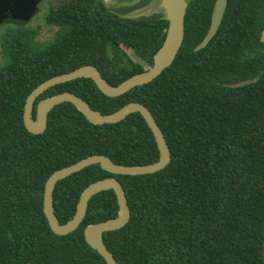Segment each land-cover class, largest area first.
I'll list each match as a JSON object with an SVG mask.
<instances>
[{
	"label": "trees",
	"instance_id": "16d2710c",
	"mask_svg": "<svg viewBox=\"0 0 264 264\" xmlns=\"http://www.w3.org/2000/svg\"><path fill=\"white\" fill-rule=\"evenodd\" d=\"M189 0L185 37L173 64L153 81L119 96L92 78L50 87L38 100L70 91L104 114L144 103L171 151L166 168L113 174L92 164L60 180L54 194L62 223L73 218L82 191L117 177L131 218L104 233L119 264H264V0H229L222 28L200 50L211 6ZM46 21L54 38L35 30L10 33L0 63V264H108L86 240L88 225L118 214L113 189L94 195L80 226L52 230L44 188L56 170L92 154L120 164L160 158L155 135L140 112L116 123L94 124L71 102L56 105L41 134L24 122L28 95L43 81L86 64L119 84L146 70L163 47L165 11L128 17L105 0H65ZM133 53V54H132ZM134 55V56H133Z\"/></svg>",
	"mask_w": 264,
	"mask_h": 264
},
{
	"label": "water",
	"instance_id": "95a60500",
	"mask_svg": "<svg viewBox=\"0 0 264 264\" xmlns=\"http://www.w3.org/2000/svg\"><path fill=\"white\" fill-rule=\"evenodd\" d=\"M1 1L2 0H0V5ZM105 1L109 5L111 4L107 0ZM188 2V0H165V8L169 22L168 27L166 28V38L163 47L154 56V64L150 68L134 74L119 84H112L103 77L100 69L96 65L86 64L72 71L56 75L43 81L28 95L26 100L24 112L25 125L30 132L35 134H41L46 130L50 111L56 105L66 101L73 103L88 118V120L94 124L120 122L128 115L134 112H140L152 129L160 150V158L157 161L147 164L127 165L116 163L106 154L96 153L56 170L51 174L46 183L44 211L52 230L61 235L69 234L80 226L86 216L89 201L94 195L104 190L113 189L115 191L119 203L118 214L107 220L92 223L85 229L87 242L106 259L108 264L119 263L113 252L107 247L104 241V233L124 227L131 218V208L121 181L115 176H109L90 183L80 196L74 217L69 219L66 223H62L55 212V186L59 180L96 163L101 164L105 170H108L113 174L139 175L160 171L166 168L171 161V151L165 134L157 123L152 111L140 101L129 102L115 112L104 114L100 110L93 108L83 97L74 92L65 91L41 99L38 103L37 117L34 118L33 110L35 102L37 98L50 87L82 77L92 78L98 85L99 89L109 96L122 95L138 85L153 81L161 75L166 68L173 64L183 44ZM38 3L39 0H32L25 3L26 5L24 7L19 6L21 8L23 7L21 11H26V16H23L25 20L30 19L33 14L36 13ZM227 5L228 0H216L210 29L202 42L195 47L196 51L206 47L216 35L222 23ZM10 10L11 12H15L14 9ZM0 17L5 19L8 16L3 14L0 15ZM261 41L264 42V29L261 34Z\"/></svg>",
	"mask_w": 264,
	"mask_h": 264
},
{
	"label": "rangeland",
	"instance_id": "374dc122",
	"mask_svg": "<svg viewBox=\"0 0 264 264\" xmlns=\"http://www.w3.org/2000/svg\"><path fill=\"white\" fill-rule=\"evenodd\" d=\"M107 1L111 3V6L114 7H117L121 4L120 2H113V0ZM59 3L60 0H43V3L40 5L38 14L35 15L26 26H19L15 23H2L0 25V63H4L6 59V56L4 55V48L8 37L6 38L5 36H8L12 32L21 30H35L37 32V40L39 42H48L54 38L59 27L57 25L48 24L46 21V15L50 7L57 6ZM147 8L151 13L165 11V0H154L150 5H147L146 8L141 11L126 13V11L120 7L115 8V10L121 14L126 13V16L137 17L145 15L147 13ZM137 59L145 66V68L150 67V65L141 58Z\"/></svg>",
	"mask_w": 264,
	"mask_h": 264
},
{
	"label": "flooded vegetation",
	"instance_id": "af4514ba",
	"mask_svg": "<svg viewBox=\"0 0 264 264\" xmlns=\"http://www.w3.org/2000/svg\"><path fill=\"white\" fill-rule=\"evenodd\" d=\"M30 1H32V0H2L1 1V5H0V15H3V14H5L6 16H8V17H6L5 19H3V18H1L0 17V25L2 24V23H15V24H17V25H19V26H26L31 20H32V18L35 16V15H37L38 14V12H39V8H40V5L43 3V0H39V3H38V9H37V11H36V13L35 14H33V16L30 18V19H28V20H25V18H23V16H26L25 14H26V11H21V9L26 5L25 3H27V2H30ZM63 1H65V0H60V3L61 2H63ZM114 1H116V3L117 2H120L121 4L119 5V6H117V7H120V8H122V9H124L125 11H126V13L128 12H136V11H141V10H143V9H145L146 8V6L147 5H150L154 0H113V2ZM189 1V0H188ZM196 2L195 3H199V0H195ZM59 3V4H60ZM189 3V2H188ZM204 3H205V7H204V9H205V11H208L209 9H210V6H211V22H212V14H213V10H214V6H215V3H216V0H204ZM58 4V5H59ZM228 4H229V0H228ZM109 5V4H108ZM19 6H23L22 8L21 7H19ZM52 7H55V6H52ZM117 7H114V6H112V8H113V11H115L116 13H118V14H121V13H119L118 11H116L115 10V8H117ZM51 8V7H50ZM50 8H49V11H50ZM227 8H228V5H227ZM10 9H14L15 10V12H13V13H15V14H13L12 12H11V10ZM119 9V8H118ZM147 10V13L145 14V15H141V16H147V15H151V14H153V13H155V12H153V13H151L150 12V10L147 8L146 9ZM49 11H48V13H49ZM166 11V10H165ZM16 12H18V13H16ZM226 12H227V9H226V11H225V14H226ZM47 13V14H48ZM126 13L125 14H121V15H123V16H126ZM225 14H224V17H225ZM141 16H137V17H141ZM46 17H47V15H46ZM128 17H131V16H128ZM224 17H223V20H224ZM135 18V17H134ZM1 19H3V20H1ZM223 20H222V23H221V25H220V27H219V29H218V31H217V33L221 30V28H222V24H223ZM211 22H210V24H209V26H208V28H207V31H206V33H205V36H206V34L208 33V31H209V29H210V26H211ZM59 27V26H58ZM264 29V28H263ZM263 29H262V31H263ZM165 31H166V29H165ZM262 31H261V33H260V40H261V34H262ZM216 33V34H217ZM204 36V37H205ZM215 37V36H214ZM213 37V38H214ZM166 38V37H165ZM212 38V39H213ZM204 39V38H203ZM211 39V40H212ZM202 42V41H201ZM211 42V41H210ZM209 42V43H210ZM208 43V44H209ZM133 54V53H132ZM156 55V54H155ZM154 55V56H155ZM134 56V55H133ZM151 67V66H150ZM149 67V68H150ZM146 69H148V68H146ZM58 94V93H57ZM55 95V94H54ZM52 96V95H51ZM48 97V96H47ZM39 98V97H38ZM38 98H37V100H36V102H35V106H34V110H33V116H34V118H36L37 117V108H38V103L40 102V100H38ZM45 98V97H44ZM43 99V98H42ZM26 105V104H25ZM25 112V111H24ZM51 112V111H50ZM49 119V118H48ZM25 122V121H24ZM48 180V179H47ZM60 181V180H59ZM58 181V182H59ZM58 182H57V184H58ZM46 183H47V181H46ZM57 184H56V186H57ZM56 186H55V189H56ZM45 189H46V184H45V188H44V195H45ZM55 189H54V194H55ZM83 192V191H82ZM82 194V193H81ZM81 196V195H80ZM80 200V199H79ZM79 203V202H78ZM54 207H55V204H54ZM45 212V211H44ZM55 212H56V210H55ZM74 217V216H73Z\"/></svg>",
	"mask_w": 264,
	"mask_h": 264
}]
</instances>
